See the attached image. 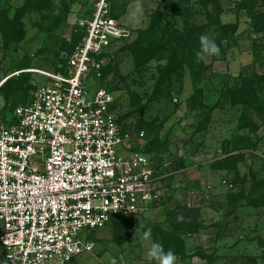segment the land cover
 <instances>
[{
	"label": "rangeland",
	"instance_id": "obj_1",
	"mask_svg": "<svg viewBox=\"0 0 264 264\" xmlns=\"http://www.w3.org/2000/svg\"><path fill=\"white\" fill-rule=\"evenodd\" d=\"M21 1L0 0V10L8 14L2 24L12 27L5 46L0 32V84L22 73L16 66L24 58L34 70L22 78L20 91L8 92L12 84L0 90L1 123L44 81V76L37 80L36 69H52L59 61V36L68 35L76 19L53 23L54 41L47 29L56 8L63 17L64 5L79 2L52 3L46 9L51 18L33 9L15 19ZM110 1L118 16L126 11L120 20L129 34L105 50L101 78L94 84L108 87L118 119L128 129L143 130L142 150L170 172L161 180L160 200L150 208L80 230L79 236L93 241V250L66 264H156L147 255L155 240L142 235L149 225L165 251L174 252L176 264H264V113L254 112L235 92L241 74L264 98V0ZM157 6L155 35L151 42L141 41L139 30ZM185 25H197L198 35H208L220 49L196 70L175 42L174 29ZM254 48L258 54L252 58ZM178 61L169 73L162 70ZM246 113L256 130L239 126Z\"/></svg>",
	"mask_w": 264,
	"mask_h": 264
},
{
	"label": "built area",
	"instance_id": "obj_2",
	"mask_svg": "<svg viewBox=\"0 0 264 264\" xmlns=\"http://www.w3.org/2000/svg\"><path fill=\"white\" fill-rule=\"evenodd\" d=\"M83 29L45 79L0 122V264H66L92 251L79 236L141 213L162 195L167 172L124 127L101 78L102 55L129 34L110 0H93ZM1 121V119H0Z\"/></svg>",
	"mask_w": 264,
	"mask_h": 264
},
{
	"label": "trees",
	"instance_id": "obj_3",
	"mask_svg": "<svg viewBox=\"0 0 264 264\" xmlns=\"http://www.w3.org/2000/svg\"><path fill=\"white\" fill-rule=\"evenodd\" d=\"M207 1H211L213 4L217 3V0H201L202 3H206ZM52 3L50 0H24V2L17 6L15 8V19H20L24 13L31 11L33 9H39L42 7L50 6ZM93 4H90V12L92 11ZM115 14V13H114ZM117 15V14H115ZM161 15L160 7L157 6L155 10L153 11V15L151 18H149V21L147 25L144 28H140L139 32L141 34L140 40L143 41L144 38H147V42H151L150 36L152 34L155 35L157 26L159 25V16ZM0 32L2 34L3 39V45L8 44V31L11 30L10 24H2V19L5 17H8L7 11L5 9L0 10ZM118 16V15H117ZM52 22V23H51ZM51 24L49 28L47 29V32L49 34V38L55 39L57 38V35H52L53 32L51 27L53 26V23L59 22L58 19L55 17L51 20ZM199 27L197 25H185L184 29H174L175 32V42L177 45L181 46L182 52H184V60L188 62L190 68L192 70H196V67L199 65V63L196 61V52L199 49V35H198ZM83 29L79 27L76 23L72 26L70 36L68 38L64 36H59V47L56 52L58 55L59 61H63V59L60 57V51L66 50L69 51L73 45L80 39L81 35L83 34ZM142 38V39H141ZM145 40V39H144ZM4 45V46H5ZM53 48V47H52ZM258 54V51L256 48L253 49L251 52L252 58L256 57ZM58 61V62H59ZM56 65V63H55ZM180 65V61H178L175 65L171 64L166 65L163 71L165 73H169L172 68L177 67ZM18 69H23L30 67V58L25 59L24 62L18 64ZM22 72L19 76H14L13 74L8 75L6 78H4L0 84V90H7V88L11 87V84L13 85V89L7 90L8 92L15 93L16 91H20L21 85H22V78H29V73L27 70H20ZM25 75V76H24ZM240 77V81L238 85L235 87L236 94L240 95V98L246 102L247 106L254 110V112L258 113H264V98H260L257 94V91L254 88L253 81L250 77H244L241 74H238ZM22 76V77H21ZM28 82V80H27ZM24 83L25 85H28V83ZM28 95H24L23 99L21 101H24ZM13 109V108H12ZM11 113V112H10ZM264 116V115H263ZM264 118V117H263ZM120 120V119H119ZM121 121V120H120ZM239 126H249L252 127V130H256L258 128V124L253 121L252 117L250 115H243L242 118L239 120ZM166 170L169 169L166 165ZM168 171V170H167ZM252 204H257L254 201L251 202ZM150 228L154 227V225H149ZM153 239L155 242H160V240L157 239V237L152 233Z\"/></svg>",
	"mask_w": 264,
	"mask_h": 264
},
{
	"label": "clouds",
	"instance_id": "obj_4",
	"mask_svg": "<svg viewBox=\"0 0 264 264\" xmlns=\"http://www.w3.org/2000/svg\"><path fill=\"white\" fill-rule=\"evenodd\" d=\"M199 49L196 52V61L199 62H208V58L211 56L218 55L220 49L215 43L214 39L210 38L206 34H201L199 36ZM140 227L143 229L144 225L141 224ZM143 238L148 240L151 237V229H146L142 233ZM147 255L156 264H176L177 257L173 251H165L163 245L159 242H152L147 251Z\"/></svg>",
	"mask_w": 264,
	"mask_h": 264
},
{
	"label": "crops",
	"instance_id": "obj_5",
	"mask_svg": "<svg viewBox=\"0 0 264 264\" xmlns=\"http://www.w3.org/2000/svg\"><path fill=\"white\" fill-rule=\"evenodd\" d=\"M50 1L53 4H56V5L58 4L57 3L58 0H50ZM23 2H24V0H22L21 3L18 4V6L21 5ZM50 6H47L46 8L45 7L39 8L41 10V13H43L46 17H49V18H51L52 16H51V14L48 13V11H46V9L49 8ZM64 6H66L65 9H67V10L64 9V11H63V17L57 15L58 12H59L58 7H57L56 8V11H55V15H53V18L56 17L58 19V21H65L66 20V22H67V21L72 20L73 18L74 19H77L78 17L86 16L88 14L87 9H88V7H90V4L88 3V1L86 2V1H83V0H79V2L76 1L75 4H73L71 2V3H69L67 5H64ZM123 15H127L126 11H124L123 13H121V15H119V16L122 17ZM75 22H76V20H75ZM72 26H71V29H72ZM70 33H71V31L68 33V35L64 34V35H60V36H64V37L68 38L70 36ZM30 64H31V61H30ZM28 68L29 67H27V69ZM23 69H25V68H23ZM32 70H34V68H32V69L29 68L27 71H32ZM37 75L39 76V77H37L38 78L37 79L38 81L43 78V75L42 74L39 73ZM72 260H70V261H72Z\"/></svg>",
	"mask_w": 264,
	"mask_h": 264
},
{
	"label": "water",
	"instance_id": "obj_6",
	"mask_svg": "<svg viewBox=\"0 0 264 264\" xmlns=\"http://www.w3.org/2000/svg\"><path fill=\"white\" fill-rule=\"evenodd\" d=\"M182 163V162H181Z\"/></svg>",
	"mask_w": 264,
	"mask_h": 264
}]
</instances>
